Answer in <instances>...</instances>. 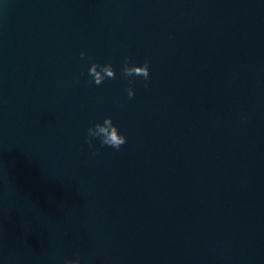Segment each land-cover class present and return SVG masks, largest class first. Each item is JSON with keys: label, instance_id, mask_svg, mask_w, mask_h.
I'll return each instance as SVG.
<instances>
[{"label": "water", "instance_id": "95a60500", "mask_svg": "<svg viewBox=\"0 0 264 264\" xmlns=\"http://www.w3.org/2000/svg\"><path fill=\"white\" fill-rule=\"evenodd\" d=\"M76 258L264 264V0H0V264Z\"/></svg>", "mask_w": 264, "mask_h": 264}, {"label": "clouds", "instance_id": "9594fccd", "mask_svg": "<svg viewBox=\"0 0 264 264\" xmlns=\"http://www.w3.org/2000/svg\"><path fill=\"white\" fill-rule=\"evenodd\" d=\"M81 59L85 58V53H80ZM131 57L126 56L124 58V66L122 69V74L125 77L140 76L144 80V87H148V81L150 78V68L149 61L145 60L142 65H136L130 63ZM88 74L92 77L89 83H95L96 85L102 84L105 79H114L116 77V71L113 66L108 64L92 63ZM127 98L131 100L135 96V91L132 87V81L129 83V87L126 89ZM94 138H99L101 146H108L119 150L122 145L127 142V137L120 133L117 125L113 123L112 117L108 116L104 119L103 123H95L90 126L87 130L86 143L90 148L93 149V155L99 154V149H96L92 144ZM63 264H82L80 258L76 259H66Z\"/></svg>", "mask_w": 264, "mask_h": 264}]
</instances>
